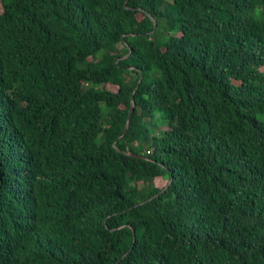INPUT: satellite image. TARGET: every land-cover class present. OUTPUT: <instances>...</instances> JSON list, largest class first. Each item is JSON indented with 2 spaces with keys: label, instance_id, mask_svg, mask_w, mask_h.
Returning a JSON list of instances; mask_svg holds the SVG:
<instances>
[{
  "label": "trees",
  "instance_id": "obj_1",
  "mask_svg": "<svg viewBox=\"0 0 264 264\" xmlns=\"http://www.w3.org/2000/svg\"><path fill=\"white\" fill-rule=\"evenodd\" d=\"M0 264H264V0H0Z\"/></svg>",
  "mask_w": 264,
  "mask_h": 264
},
{
  "label": "water",
  "instance_id": "obj_2",
  "mask_svg": "<svg viewBox=\"0 0 264 264\" xmlns=\"http://www.w3.org/2000/svg\"><path fill=\"white\" fill-rule=\"evenodd\" d=\"M155 28H156V22H155ZM134 107H135V104H134V102H133V104H132V106H131V109H130V112H129L128 121H127V125H126V129H125V131H127L128 128H129V125H130V118H131V116H132V113H133Z\"/></svg>",
  "mask_w": 264,
  "mask_h": 264
}]
</instances>
